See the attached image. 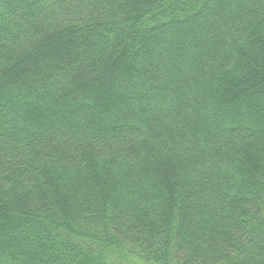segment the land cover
<instances>
[{"label": "trees", "instance_id": "trees-1", "mask_svg": "<svg viewBox=\"0 0 264 264\" xmlns=\"http://www.w3.org/2000/svg\"><path fill=\"white\" fill-rule=\"evenodd\" d=\"M264 264V0H0V264Z\"/></svg>", "mask_w": 264, "mask_h": 264}, {"label": "rangeland", "instance_id": "rangeland-1", "mask_svg": "<svg viewBox=\"0 0 264 264\" xmlns=\"http://www.w3.org/2000/svg\"><path fill=\"white\" fill-rule=\"evenodd\" d=\"M137 262H138V261H137ZM138 264H142V263L138 262Z\"/></svg>", "mask_w": 264, "mask_h": 264}]
</instances>
